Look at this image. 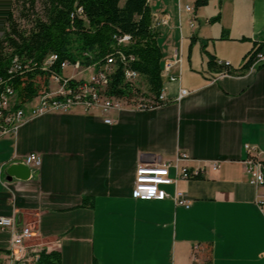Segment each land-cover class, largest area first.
<instances>
[{
  "label": "crops",
  "instance_id": "obj_1",
  "mask_svg": "<svg viewBox=\"0 0 264 264\" xmlns=\"http://www.w3.org/2000/svg\"><path fill=\"white\" fill-rule=\"evenodd\" d=\"M194 1L148 0L167 20L156 27L161 63L181 55L179 79L162 76V105L105 115L78 105L0 138V215L15 213L35 233L29 242L58 250L62 264H264V187L249 183L242 164L246 144L264 151V61L241 75L220 76L207 64L211 54L238 69L254 46L264 54V0ZM180 89L188 93L179 97ZM30 152L41 165L28 180H7L5 169ZM177 152L218 161L215 171L177 182L190 205L174 203V184L163 200L133 198L137 164ZM10 244L0 229V262Z\"/></svg>",
  "mask_w": 264,
  "mask_h": 264
},
{
  "label": "trees",
  "instance_id": "obj_2",
  "mask_svg": "<svg viewBox=\"0 0 264 264\" xmlns=\"http://www.w3.org/2000/svg\"><path fill=\"white\" fill-rule=\"evenodd\" d=\"M10 1L0 0V22H5L7 27L0 40V95L5 86H10L15 92L13 108L22 107L47 86L50 71L41 70L39 65L49 54L57 56L50 70L58 76H62L60 64L64 61H78L83 67L94 65L98 69L112 57L114 69L109 75L106 94L124 102L130 98L127 104H144L133 99L139 91L124 77V68H129L138 73L147 91L158 100L163 86L162 53L148 0H45L42 16L33 19L28 29L19 28L12 18ZM208 2L195 0L194 6L198 8ZM218 19L219 15L212 20ZM124 35L128 36L127 42H119ZM220 38H227L226 30ZM4 47L9 49L8 53L3 52ZM258 53H262L261 45L254 46L240 68H231L229 73L244 74ZM121 54L124 59L120 58ZM26 63H34L33 68L14 72V66L26 68ZM207 64L216 72L223 69L211 54ZM68 82L77 83L72 79ZM86 202L87 199L83 204ZM34 264H62L61 253L41 249ZM91 264L99 263L93 258ZM204 264H211V258Z\"/></svg>",
  "mask_w": 264,
  "mask_h": 264
},
{
  "label": "built area",
  "instance_id": "obj_3",
  "mask_svg": "<svg viewBox=\"0 0 264 264\" xmlns=\"http://www.w3.org/2000/svg\"><path fill=\"white\" fill-rule=\"evenodd\" d=\"M186 10H191V7L186 6ZM77 11L81 12V9L78 8ZM166 22L165 15H153L154 27ZM127 40L128 36L126 35L118 39L119 42H127ZM120 58L124 59V56L121 54ZM132 58L130 57V59ZM56 59L57 56L55 54H49L39 65L41 70L50 71L49 81L55 84L53 88L50 86L42 88L32 100L23 104L22 107L13 108L15 92L10 86L4 87L0 95V138L15 136L18 128L29 119L48 113H67L74 106L78 105L82 106L85 111H96L102 115L112 110L125 109V104H113V96L106 94L109 75L114 69V58H108L107 63L98 69L94 65L83 68L78 61L74 63L64 61L60 64L61 71L67 68L74 70L73 74L67 77L58 76L50 70L51 65ZM260 61H264L263 53L257 54L255 61L248 70L252 69ZM218 64L223 69L217 75L231 74L229 73L231 69L229 61H221ZM33 65L34 63H31L27 64L26 68H14V72L30 70L33 68ZM180 66L181 55L180 53H175L173 60H168L162 64L161 74L162 76H169L170 81L179 79ZM174 67H177L179 70V73L175 76L169 73ZM85 70L89 74L87 79L82 78V73ZM123 71L127 81L131 82L138 77V73L129 68H124ZM78 75L80 79H76ZM71 79L77 83L70 85L68 81ZM187 93L186 89H180L179 97ZM125 102H130V98H125ZM163 102V89H161L158 100L153 101L151 104L144 103V107H133V110L151 109L162 105ZM104 122L111 124L113 120L106 117L104 118ZM244 149L247 157L242 160V164L249 183L255 186V188L264 187V151L249 144H246ZM189 161H193L195 165L186 164ZM21 162L28 166L32 172L41 165L42 158L39 154L30 152L22 158ZM217 167V160L191 159L184 152H177L174 156L161 162L139 163L135 168L132 197L139 200H163L168 196L170 197L163 187L174 184L175 189L171 195L174 203L188 207L190 201L185 198L183 191L177 187V182L182 179L203 177L209 171H215ZM171 170L173 171V176L170 175ZM258 204L262 212H264V194L258 195ZM0 229L8 230L11 234L7 261L0 262V264H34L41 249L50 250V246H40L39 244L29 242L35 233L29 226H18L15 213L10 216L0 215ZM197 249L198 246L195 245L192 253L195 254Z\"/></svg>",
  "mask_w": 264,
  "mask_h": 264
},
{
  "label": "rangeland",
  "instance_id": "obj_4",
  "mask_svg": "<svg viewBox=\"0 0 264 264\" xmlns=\"http://www.w3.org/2000/svg\"><path fill=\"white\" fill-rule=\"evenodd\" d=\"M44 2H45V0H11L10 1V4H11L10 5V11L12 14V18L18 24V27L21 29L30 28L31 21L38 16L39 17L42 16L43 8H44ZM6 28H7L6 23L3 21L0 22V40H3L4 35H5L4 32L7 31ZM3 52L8 53L9 49L4 47ZM64 71L68 73L67 75H65L67 77V76H70L71 74H73L74 70L72 68H67ZM87 73H88L87 70L83 71L82 76H84L85 74L89 75ZM231 75H234V74H231ZM80 76H81V74H80ZM76 78L80 79L79 75ZM83 79H85V78H83ZM131 82H132V85L135 88H137L139 91L138 95L133 97V99L136 102L141 101V102L146 103V104H148V103L151 104L153 101H155L153 99V97L150 95V93L147 91V86H146L145 82L143 81V79L141 77H139V75L137 78L133 79V81H131ZM47 83H48L47 86H50L51 88H53V86L55 85V84H53V82L50 83L49 80ZM133 107H137V104L136 105H125V108H132L133 109ZM205 254L207 256V252ZM193 255L195 256V254H193Z\"/></svg>",
  "mask_w": 264,
  "mask_h": 264
},
{
  "label": "water",
  "instance_id": "obj_5",
  "mask_svg": "<svg viewBox=\"0 0 264 264\" xmlns=\"http://www.w3.org/2000/svg\"><path fill=\"white\" fill-rule=\"evenodd\" d=\"M6 179L16 178L19 180H28L31 176V170L22 162L12 163L5 169Z\"/></svg>",
  "mask_w": 264,
  "mask_h": 264
},
{
  "label": "bare ground",
  "instance_id": "obj_6",
  "mask_svg": "<svg viewBox=\"0 0 264 264\" xmlns=\"http://www.w3.org/2000/svg\"><path fill=\"white\" fill-rule=\"evenodd\" d=\"M13 60V59H12ZM26 64H28V63H26ZM11 66V65H10ZM14 68H18V66H14ZM11 71H13L12 69H11ZM10 71V72H11ZM126 102H124V101H122V100H119V99H117V98H113V104H125ZM137 107H144V104H137Z\"/></svg>",
  "mask_w": 264,
  "mask_h": 264
}]
</instances>
